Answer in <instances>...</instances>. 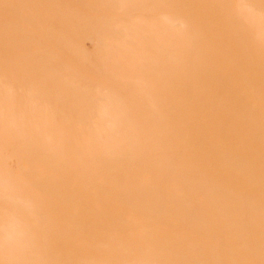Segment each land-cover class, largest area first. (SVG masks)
Segmentation results:
<instances>
[{
	"label": "bare ground",
	"instance_id": "1",
	"mask_svg": "<svg viewBox=\"0 0 264 264\" xmlns=\"http://www.w3.org/2000/svg\"><path fill=\"white\" fill-rule=\"evenodd\" d=\"M0 264H264V0H0Z\"/></svg>",
	"mask_w": 264,
	"mask_h": 264
},
{
	"label": "rangeland",
	"instance_id": "2",
	"mask_svg": "<svg viewBox=\"0 0 264 264\" xmlns=\"http://www.w3.org/2000/svg\"><path fill=\"white\" fill-rule=\"evenodd\" d=\"M86 44L88 46V48L91 50V47H93L92 45V42L88 39L86 40ZM9 166L13 167L14 166V162H12L11 160L9 161Z\"/></svg>",
	"mask_w": 264,
	"mask_h": 264
}]
</instances>
